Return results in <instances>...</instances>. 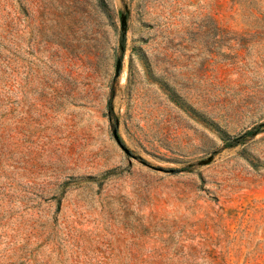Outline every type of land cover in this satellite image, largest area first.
Wrapping results in <instances>:
<instances>
[{"label": "rangeland", "instance_id": "obj_1", "mask_svg": "<svg viewBox=\"0 0 264 264\" xmlns=\"http://www.w3.org/2000/svg\"><path fill=\"white\" fill-rule=\"evenodd\" d=\"M0 264H264V0H0Z\"/></svg>", "mask_w": 264, "mask_h": 264}, {"label": "water", "instance_id": "obj_2", "mask_svg": "<svg viewBox=\"0 0 264 264\" xmlns=\"http://www.w3.org/2000/svg\"><path fill=\"white\" fill-rule=\"evenodd\" d=\"M119 63H120V62L118 61V62H117V67L119 66ZM115 138L117 139V137H115Z\"/></svg>", "mask_w": 264, "mask_h": 264}]
</instances>
